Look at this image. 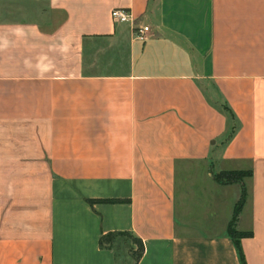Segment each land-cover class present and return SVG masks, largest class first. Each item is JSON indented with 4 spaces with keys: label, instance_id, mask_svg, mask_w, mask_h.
Segmentation results:
<instances>
[{
    "label": "crops",
    "instance_id": "crops-1",
    "mask_svg": "<svg viewBox=\"0 0 264 264\" xmlns=\"http://www.w3.org/2000/svg\"><path fill=\"white\" fill-rule=\"evenodd\" d=\"M225 170L264 264V0H0V264H239Z\"/></svg>",
    "mask_w": 264,
    "mask_h": 264
},
{
    "label": "trees",
    "instance_id": "trees-1",
    "mask_svg": "<svg viewBox=\"0 0 264 264\" xmlns=\"http://www.w3.org/2000/svg\"><path fill=\"white\" fill-rule=\"evenodd\" d=\"M224 174L226 175V178H224L223 176ZM250 175H251L250 170H225V171H219L217 173L212 174L213 180L219 184H231V183L239 182L238 184L240 186V195H239L238 200L233 205L232 213H231L230 219L228 220V223L226 226V234L233 243L239 264H246L241 248H240L239 239L250 236L251 232L236 230L234 229L233 225L236 222V217L242 207V204L245 200V195H246L241 179L244 177L245 178L249 177ZM121 201L123 200L121 199H88L86 200L88 204H92L94 202H121ZM115 236H123L129 239L130 244L133 246L131 247L130 252L133 255V262L135 264L140 258V256L142 255L143 242L140 238L136 237L129 231H109L104 234H101L98 238V246L100 248H107V249L113 250L111 245H109L107 242Z\"/></svg>",
    "mask_w": 264,
    "mask_h": 264
},
{
    "label": "rangeland",
    "instance_id": "rangeland-1",
    "mask_svg": "<svg viewBox=\"0 0 264 264\" xmlns=\"http://www.w3.org/2000/svg\"><path fill=\"white\" fill-rule=\"evenodd\" d=\"M220 104V103H219ZM221 105V104H220ZM235 126V123L232 121V125L229 127L227 132L224 135V138H228V136L232 132V128ZM224 178H226V175H223ZM245 178V177H244ZM244 178L241 179V182L243 183ZM239 182H237L238 184ZM234 229L238 230L235 227V224L233 225ZM243 231V230H241ZM109 245L113 248L115 255H116V264H134L133 262V255L130 252L131 247H133L128 238H125L123 236H115L111 238L108 242Z\"/></svg>",
    "mask_w": 264,
    "mask_h": 264
},
{
    "label": "built area",
    "instance_id": "built-area-1",
    "mask_svg": "<svg viewBox=\"0 0 264 264\" xmlns=\"http://www.w3.org/2000/svg\"><path fill=\"white\" fill-rule=\"evenodd\" d=\"M109 16L116 23H128L133 33V37L139 41H144L151 36L150 29L146 25H136L130 12L125 8L115 7L109 11Z\"/></svg>",
    "mask_w": 264,
    "mask_h": 264
}]
</instances>
